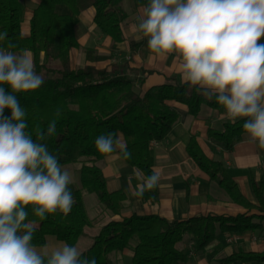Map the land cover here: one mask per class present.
<instances>
[{
	"label": "trees",
	"instance_id": "1",
	"mask_svg": "<svg viewBox=\"0 0 264 264\" xmlns=\"http://www.w3.org/2000/svg\"><path fill=\"white\" fill-rule=\"evenodd\" d=\"M123 0H40L30 20V34L23 36L21 23L24 5L21 0H0V49L6 52L30 51L35 71L43 77V84L35 90L15 93L21 107L26 111L25 131L37 139L44 133L42 143L55 155L61 166L78 162L80 186L74 190L71 211L64 214L57 210L41 219L26 209V222L34 223L32 243L46 244L49 236L69 242L84 233L90 218L83 202V191L94 193L97 200L113 214H119L126 195L122 190L110 192L106 179L95 164L107 154L100 153L95 141L101 134L122 133L125 139L120 149L121 157L131 166L140 169L145 177L153 174L151 143L163 140L179 118L169 100L184 103L189 112L197 115L201 105L213 109H225L217 103L215 96L204 97L197 86L189 83L176 84L172 79L143 91L138 78L122 73L117 67L98 68L95 63L105 56L94 49L84 48L87 64L72 68L70 50L79 47L75 26L80 13L88 7L96 10L94 23L104 34L111 36V51L116 43L125 40L123 22L127 14L121 7ZM58 4L68 6L72 13L63 15L56 11ZM131 48L138 43L129 41ZM43 56V58H42ZM8 92L11 88L3 85ZM4 116L11 117V109L5 108ZM242 117L225 123L222 130L209 128V136L224 143L232 150L244 132ZM50 122H55V134L47 136ZM131 155L125 156L124 152ZM187 152L210 179L224 189L231 199L247 209L238 215H199L187 219H166L155 214L133 213L123 220H109L101 226L92 243L82 252V259H95L96 264H112L110 255L121 251L136 238L132 264H180L188 255L177 248L184 235L195 238V248L203 250L215 238L219 229L223 233H242L246 230L264 229V178L251 184L257 204L249 201L240 191L237 182L228 174L226 166L207 157L195 137L187 143ZM139 188L136 187V191ZM158 182L152 189L143 191L142 200L157 198ZM253 213H249L252 212ZM263 262V252L237 251L219 260L220 264Z\"/></svg>",
	"mask_w": 264,
	"mask_h": 264
},
{
	"label": "clouds",
	"instance_id": "2",
	"mask_svg": "<svg viewBox=\"0 0 264 264\" xmlns=\"http://www.w3.org/2000/svg\"><path fill=\"white\" fill-rule=\"evenodd\" d=\"M135 27L148 38L151 53H178L182 82L197 86L208 99L215 96L229 117H247L244 130L264 146V0H150ZM6 35L0 33V40ZM42 84L27 50L0 49V264H96L67 243L50 254L47 245L37 250L32 243L36 228L26 222L29 205L44 219L57 209L68 214L74 203L71 174L40 142L44 133L34 140L25 131L26 111L15 94ZM5 108L11 117L4 116ZM55 131L50 122L46 135ZM120 144L119 133L101 134L95 141L102 154ZM138 178L143 184L133 194L142 196L160 176L153 170Z\"/></svg>",
	"mask_w": 264,
	"mask_h": 264
},
{
	"label": "crops",
	"instance_id": "3",
	"mask_svg": "<svg viewBox=\"0 0 264 264\" xmlns=\"http://www.w3.org/2000/svg\"><path fill=\"white\" fill-rule=\"evenodd\" d=\"M21 2L24 5L21 33L23 36H29L30 20L40 0H21ZM149 3L150 0L122 1L121 7L127 14L122 25L125 40L116 43L117 50L114 52L111 51L113 43L111 36L102 33L94 23L95 8L88 7L83 10L75 26L79 47H73L69 53L72 68H81L87 64L84 48H91L97 54L105 56L103 60L95 63L98 68H111L116 65L114 67L122 73L138 78L139 86L143 91L161 85L169 79L176 84H183L180 74L182 57L175 52L165 56L151 53L147 46L148 38L135 27ZM55 9L57 13L63 15L72 13L64 4H58ZM129 41L138 43V46L131 48ZM260 43H264V38ZM28 52L32 57L31 52ZM168 104L178 112L179 118L163 140L153 141L150 146L154 170L160 176L158 197L145 201L133 194L136 192V187L139 188L143 184V180L138 176L145 177V175L121 157L120 149L124 146L125 139L123 134L119 133L120 147L115 152L96 160L95 164L101 168L110 192L122 190L125 193L126 199L123 201L121 212L113 214L101 206L94 193L84 190L83 202L90 224L85 227L81 236L69 242L49 236L45 244L48 246L49 254L64 243L75 246L82 253L92 243L93 237L102 225L112 219L121 221L133 213L155 214L169 220L187 219L199 215L248 214L247 209L235 203L188 154L187 143L191 137H195L207 157L226 166L228 174L237 182L242 194L249 201L257 204L251 178L256 181L264 178V146L244 132L234 148L227 150L223 142L210 137L208 133L209 128L222 130L225 123L235 122L242 117L231 118L226 109H213L206 104L201 105L197 115L191 114L184 103L169 100ZM83 159L63 165L68 166L64 169L68 170L71 176L73 173L72 183L68 185L73 199L75 188L80 186V167ZM136 243L137 239L133 238L126 248L113 252L110 255L112 264H132V250ZM195 243V238L189 233L177 243V248L188 255V260L180 264H220V259L240 250L263 252L264 229L246 230L242 233H223L218 229L215 238L205 249L197 250ZM36 247L37 250L41 248V246ZM252 263L255 262L236 261L231 264Z\"/></svg>",
	"mask_w": 264,
	"mask_h": 264
},
{
	"label": "built area",
	"instance_id": "4",
	"mask_svg": "<svg viewBox=\"0 0 264 264\" xmlns=\"http://www.w3.org/2000/svg\"><path fill=\"white\" fill-rule=\"evenodd\" d=\"M252 264H264V261L263 262H255V263H252Z\"/></svg>",
	"mask_w": 264,
	"mask_h": 264
},
{
	"label": "rangeland",
	"instance_id": "5",
	"mask_svg": "<svg viewBox=\"0 0 264 264\" xmlns=\"http://www.w3.org/2000/svg\"><path fill=\"white\" fill-rule=\"evenodd\" d=\"M83 160H86V159H83ZM68 166H63V168H67ZM72 176H73V173H72ZM101 206H103L102 204H101ZM38 248V247H37Z\"/></svg>",
	"mask_w": 264,
	"mask_h": 264
}]
</instances>
